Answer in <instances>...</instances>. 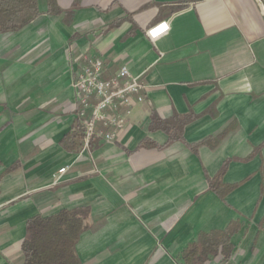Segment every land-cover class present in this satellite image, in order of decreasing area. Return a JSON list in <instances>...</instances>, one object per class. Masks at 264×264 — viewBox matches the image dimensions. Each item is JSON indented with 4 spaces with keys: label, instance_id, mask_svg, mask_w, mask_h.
<instances>
[{
    "label": "crops",
    "instance_id": "obj_1",
    "mask_svg": "<svg viewBox=\"0 0 264 264\" xmlns=\"http://www.w3.org/2000/svg\"><path fill=\"white\" fill-rule=\"evenodd\" d=\"M56 3L60 15L38 0L37 19L0 35V264H23L28 219L77 208L89 210L81 264H184L200 233L231 223L227 264H264V0ZM161 23L168 31L152 40ZM84 57L102 60L105 79L123 66L141 76L144 102L112 142L69 152L61 142L77 123L72 82ZM152 111L192 115L184 143L163 147ZM225 162L222 183L236 187L221 199L208 179Z\"/></svg>",
    "mask_w": 264,
    "mask_h": 264
},
{
    "label": "trees",
    "instance_id": "obj_2",
    "mask_svg": "<svg viewBox=\"0 0 264 264\" xmlns=\"http://www.w3.org/2000/svg\"><path fill=\"white\" fill-rule=\"evenodd\" d=\"M46 6L47 14L60 15L61 10L58 8L56 0H46ZM40 15L38 0H0V35L21 30ZM192 119V115L172 114L169 119L162 120L152 111L149 131L160 130L167 135L168 140L163 147L174 142L184 143L183 129ZM231 130L232 127H229L216 138H208L200 145L216 144ZM61 144L69 152L81 150L82 128L78 123L73 127V134L67 139H63ZM143 145L155 146L147 140L143 142ZM163 147L158 146L157 148ZM188 147L195 148L196 146ZM227 163L223 164L215 177L208 179L209 191L221 199H224L236 187L222 183ZM13 169L9 168L7 171L10 172ZM261 174H264V162ZM261 192H264V184L261 185ZM88 220V208L62 209L49 216L36 215L28 219L25 224V236L20 245L23 264H81L75 247L81 234L89 229ZM237 225L231 223L224 231L200 233L197 239L182 251L181 260L184 264H206L220 257L221 263L227 264L233 252L230 238L236 232Z\"/></svg>",
    "mask_w": 264,
    "mask_h": 264
},
{
    "label": "built area",
    "instance_id": "obj_3",
    "mask_svg": "<svg viewBox=\"0 0 264 264\" xmlns=\"http://www.w3.org/2000/svg\"><path fill=\"white\" fill-rule=\"evenodd\" d=\"M155 32V34H153ZM168 27L161 23L147 31L152 39L165 34ZM103 62L97 58L84 57L74 75L72 89L76 111L73 117L82 128V148L88 151L90 143L97 138L109 143L121 131L130 110L144 102L146 86L141 76L133 77L127 67H121L111 78L102 77ZM67 166L59 168L51 176L53 183L66 172ZM233 257V256H232ZM222 264L220 257L206 264Z\"/></svg>",
    "mask_w": 264,
    "mask_h": 264
}]
</instances>
